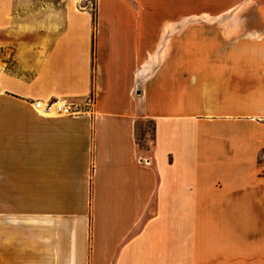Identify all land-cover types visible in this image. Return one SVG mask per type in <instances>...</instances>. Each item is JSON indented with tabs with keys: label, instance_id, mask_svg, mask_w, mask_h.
I'll use <instances>...</instances> for the list:
<instances>
[{
	"label": "crops",
	"instance_id": "obj_1",
	"mask_svg": "<svg viewBox=\"0 0 264 264\" xmlns=\"http://www.w3.org/2000/svg\"><path fill=\"white\" fill-rule=\"evenodd\" d=\"M0 264H264V0H0Z\"/></svg>",
	"mask_w": 264,
	"mask_h": 264
},
{
	"label": "built area",
	"instance_id": "obj_2",
	"mask_svg": "<svg viewBox=\"0 0 264 264\" xmlns=\"http://www.w3.org/2000/svg\"><path fill=\"white\" fill-rule=\"evenodd\" d=\"M80 10L89 9L94 11V4L97 0H72ZM91 103V100H90ZM35 110L41 111L42 114H55L61 113L66 115L79 114V110L74 104H67L65 102L50 100L47 104L43 105L40 101L35 103Z\"/></svg>",
	"mask_w": 264,
	"mask_h": 264
},
{
	"label": "rangeland",
	"instance_id": "obj_3",
	"mask_svg": "<svg viewBox=\"0 0 264 264\" xmlns=\"http://www.w3.org/2000/svg\"><path fill=\"white\" fill-rule=\"evenodd\" d=\"M80 112V110H79ZM141 148L142 150H145L150 147L149 145V135L152 133V124L148 121H142L141 122ZM150 133V134H149ZM146 134V137L144 136Z\"/></svg>",
	"mask_w": 264,
	"mask_h": 264
}]
</instances>
